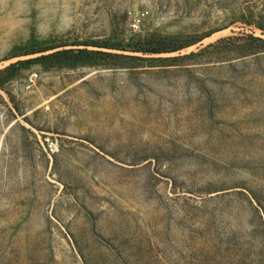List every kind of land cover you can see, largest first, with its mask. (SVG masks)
<instances>
[{
	"label": "rangeland",
	"instance_id": "374dc122",
	"mask_svg": "<svg viewBox=\"0 0 264 264\" xmlns=\"http://www.w3.org/2000/svg\"><path fill=\"white\" fill-rule=\"evenodd\" d=\"M0 264H264V0H0Z\"/></svg>",
	"mask_w": 264,
	"mask_h": 264
},
{
	"label": "built area",
	"instance_id": "2783aa9c",
	"mask_svg": "<svg viewBox=\"0 0 264 264\" xmlns=\"http://www.w3.org/2000/svg\"><path fill=\"white\" fill-rule=\"evenodd\" d=\"M140 26V19H136L133 21L132 23V28L134 30L138 29ZM37 78V74H32L29 76L28 78V84L31 85L34 83L35 79ZM44 151L46 152V154L50 155H55L58 150H59V145L57 140L47 136L43 138V142H42Z\"/></svg>",
	"mask_w": 264,
	"mask_h": 264
}]
</instances>
